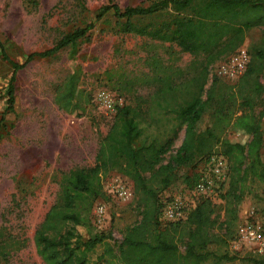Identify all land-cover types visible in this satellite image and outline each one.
I'll return each mask as SVG.
<instances>
[{
	"label": "trees",
	"instance_id": "trees-1",
	"mask_svg": "<svg viewBox=\"0 0 264 264\" xmlns=\"http://www.w3.org/2000/svg\"><path fill=\"white\" fill-rule=\"evenodd\" d=\"M111 12L123 19L121 31L172 43L182 52L202 54V62L191 74L176 83H169L168 74L146 100L145 106L122 104L112 114L105 134L99 139L94 161L88 167H73L61 171L56 180L57 193L33 231L36 254L43 264H85L80 252L91 250L100 240L94 236L82 240L74 228L87 224L91 202L101 198L102 178L116 170L131 180L140 206L139 221L128 227L116 244L117 252L107 246L105 264H199L209 257L205 250L212 241L225 242L229 224L235 219L247 180L264 184V164L260 150L264 124L253 112L254 98L264 94V37L259 40L247 66L236 81L229 83L209 74V65L237 49L247 30L264 27V0H149L146 4L120 7L108 0L98 7L95 19ZM149 19L147 25L132 20ZM92 22L62 35L50 47L33 51L21 62L2 58L11 67L5 89L6 106L0 116L13 113L14 75L35 58L53 57L68 48L73 54L78 42L88 40ZM2 51V50H1ZM78 75L69 73L56 86L53 102L74 117L84 111L77 88ZM208 83V84H207ZM207 86L205 87V85ZM204 96V99H202ZM170 122L168 128L151 133L156 116ZM183 125V137L175 153L162 162L175 129ZM235 132L238 138L225 136ZM223 155L228 163V181L224 189V233H209L214 224L211 215L214 203L201 199L182 222L161 226L157 220L159 196L163 191L180 185L192 188L199 160L210 154ZM190 170L173 185L174 171L191 162ZM71 229L64 230L66 224ZM184 235V252L180 253L176 239ZM108 237L110 232L107 233ZM72 239V240H71ZM6 240H0V258L5 259ZM220 259H231L225 254ZM252 264H264V257L248 258Z\"/></svg>",
	"mask_w": 264,
	"mask_h": 264
},
{
	"label": "rangeland",
	"instance_id": "rangeland-1",
	"mask_svg": "<svg viewBox=\"0 0 264 264\" xmlns=\"http://www.w3.org/2000/svg\"><path fill=\"white\" fill-rule=\"evenodd\" d=\"M111 1L124 7L146 4L149 0ZM107 2L0 0V116L6 106L5 89L12 70L2 53L10 60L21 62L26 54L50 47L74 28L88 22L93 24L87 32L88 40L78 42L73 54L65 48L53 57L35 58L14 75L13 113L3 114L0 123V240H6L8 252L4 260L0 258V264H43L35 252L32 235L56 197L59 173L92 165L98 141L111 122L112 113L97 101V92L104 89L118 96L122 104L138 103L144 107L149 96L162 86L157 76L165 73L169 83L179 82L188 77L192 68L204 58L202 54L182 52L172 43L124 33L121 31L123 19H116L110 11L95 19L98 7ZM132 21L139 26L149 24L146 17ZM262 37L263 26L253 27L245 33L240 46L247 50L249 58ZM71 72L78 75L77 88L84 104L79 117L62 111L53 102L56 86ZM254 99L252 110L264 124V94ZM160 115L156 116L151 133L168 128L170 122L160 119ZM183 128V125L176 127L162 162L175 153L183 137ZM225 136L238 138L235 132L228 130ZM260 153L264 160V134ZM195 161L174 171L173 185ZM112 181L129 187V202H120L106 193V187ZM101 184V198L92 200L87 224L74 228L83 241L92 236L100 238L91 250L76 251L84 255L85 264L106 263L107 246L117 252L115 237L122 236L140 218L141 208L127 176L111 170L105 173ZM225 189L221 194H225ZM223 195L213 202L211 215L214 224L209 233L217 236L224 233ZM99 201L106 210L101 224L94 221L93 214V207ZM253 220L260 224L264 236V184L247 180L236 217L229 224V236L224 243L212 241L207 244L205 250L212 255L199 264H252L248 258L264 257V252L256 249L254 243L244 242L239 236L244 224ZM66 229H71L69 223L65 225ZM108 232L111 237L107 236ZM175 242L179 252L183 253L186 237L182 235ZM223 254L231 259H220Z\"/></svg>",
	"mask_w": 264,
	"mask_h": 264
},
{
	"label": "built area",
	"instance_id": "built-area-1",
	"mask_svg": "<svg viewBox=\"0 0 264 264\" xmlns=\"http://www.w3.org/2000/svg\"><path fill=\"white\" fill-rule=\"evenodd\" d=\"M249 61L247 50L239 46L233 53L226 58L214 63L210 67V75H214L222 80L232 83L245 70ZM96 99L110 113L122 105V100L115 94L99 90ZM264 164V160L262 159ZM196 181L192 188L180 185L176 189L163 191L159 196V211L157 220L161 226L168 223L182 222L186 219L188 213L196 206L201 199H208L215 202L219 198L228 181V163L226 158L216 152L210 153L199 160L195 170ZM106 193L116 197L120 202H129L131 191L129 187L122 182H111L106 187ZM104 204L100 201L94 205V221L102 223L105 219ZM240 239L244 242L254 243L261 252H264V236L260 224L255 220L246 222L239 233ZM117 243L121 236L115 237ZM97 264H105L99 261Z\"/></svg>",
	"mask_w": 264,
	"mask_h": 264
}]
</instances>
